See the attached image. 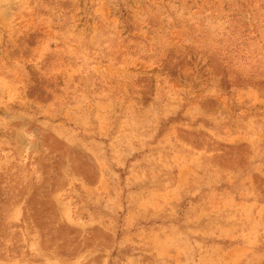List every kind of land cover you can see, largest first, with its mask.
I'll return each instance as SVG.
<instances>
[{
  "label": "rangeland",
  "instance_id": "obj_1",
  "mask_svg": "<svg viewBox=\"0 0 264 264\" xmlns=\"http://www.w3.org/2000/svg\"><path fill=\"white\" fill-rule=\"evenodd\" d=\"M0 264H264V0H0Z\"/></svg>",
  "mask_w": 264,
  "mask_h": 264
}]
</instances>
